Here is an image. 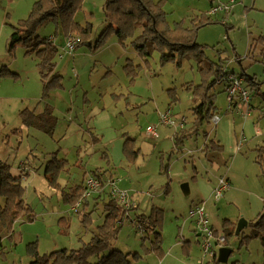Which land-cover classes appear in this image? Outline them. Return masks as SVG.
<instances>
[{
    "label": "rangeland",
    "instance_id": "374dc122",
    "mask_svg": "<svg viewBox=\"0 0 264 264\" xmlns=\"http://www.w3.org/2000/svg\"><path fill=\"white\" fill-rule=\"evenodd\" d=\"M34 1L0 0V70L3 69L0 75V160L9 164L11 171L16 175L28 173L22 181L23 195L34 215L32 221L22 218L15 222L9 232L2 229L0 264L27 263L31 260L27 248L33 245L36 246L39 254L49 253L59 248H77L80 239L87 241L91 230L102 222V205L96 206L95 210L90 208L89 210H92L91 223L88 225L90 232H87L80 222L81 211L78 214L70 212V206L61 199L60 190L49 185L45 177V163L53 154L59 159L67 160L65 169L58 174L59 184L65 182L70 185L77 184L84 172L89 173L96 168H107L108 161L112 162V156L106 149L108 147L111 151L109 142H104L103 146L101 140L91 143L92 123L88 119V113L92 105L101 101L100 103L114 107L115 102L110 98L115 99V97H121L119 93H125L123 97H127V101L131 102L132 106L139 109L144 106L139 114L144 133L148 125H156L159 136L164 131L165 134L169 133L170 137L172 129L161 126L156 112H165L170 107L171 115L184 116L186 118L184 125H187V128L192 126L194 120L192 106L195 98L193 90L202 80L192 55L183 56L180 60L176 57L177 63L176 61L161 63L160 54L154 50L148 57L147 64H144L142 60L138 64L139 56L131 46L123 50L118 59H113L112 65L103 66L99 60L91 71L78 75L77 70L73 69L72 56L63 54L60 43L65 36L58 31L55 33L56 30H60L59 24L63 19L57 16L48 19L37 29L38 35L42 38L49 35L55 36L58 53L54 61L62 75V86L44 96L34 53H26L27 48L23 44H17L10 52L7 49L10 25H17L21 19L27 18ZM105 1L82 0L80 8L71 15L73 21L80 26L89 23L93 44L106 25ZM210 1H212V7H215L227 4L230 0H166L164 5L166 21L170 26L181 23L184 27H189L191 19L204 13L208 14L212 8L209 6ZM233 1L228 11L221 9L216 14H210V23L197 29L195 41L202 45L203 54L209 61L217 62L221 58L225 61L224 67L228 72L243 77L244 75L254 77L258 84L248 85L251 89L250 100L252 105H261L264 113V7L259 4V0ZM261 1L264 3V0ZM140 30L141 28H137L136 33L139 34ZM112 38L116 39L112 34L106 38L105 43L107 44ZM84 46L80 45L76 52L84 50ZM101 47L103 46H99L98 49ZM110 54L113 52H108L107 57H110ZM133 55L136 58L132 57ZM128 61L138 66L135 84L129 82V77L124 71ZM211 92L216 94L217 110L215 112L219 114L218 116L221 118L227 115L226 118L232 119L228 113L223 114L224 110L226 111L227 102L220 85H213ZM102 93L104 95H101ZM32 110L38 115L32 120L41 123L55 122L50 133L34 127L29 121H24ZM255 113L258 115L260 111L257 110ZM146 122L149 124L145 126ZM224 122L225 119L218 125V131ZM198 130L199 135L193 140L194 148L202 147L208 139V136H202L203 132L206 131L210 135L211 132L213 133L214 126L210 121L205 120ZM141 133L138 145L143 149L137 161V163L140 161L141 165L135 168L134 172L135 183L139 181L143 187L153 186L151 192L153 196L148 198L138 193L143 199V205H140L139 211L149 213L151 198L155 206L163 209L160 223L163 255L159 257L154 253L148 255L144 253L141 235L131 222V218L134 219L133 212L129 218H124L113 246L124 253L129 252L130 255L137 252L141 257L136 264H216L208 255L203 256L201 243L197 241L198 237L193 230L195 219L188 216L189 207L198 199L200 200V197L196 195L197 187L191 185L187 194L181 187V182L186 178V172L182 174L183 170L191 169V163L199 165L198 162L202 160L204 164L201 175L206 176L207 169L211 165L204 151H195L193 155L186 154L183 157L185 152L171 150L170 142H167V147L157 149L158 145L152 141L153 138ZM239 133L238 131L237 134ZM163 136L162 134L161 138ZM91 147L93 150H90ZM104 152H109L107 159L102 157ZM221 157L222 160L228 159L226 165L224 161L213 159L220 171L229 166L230 173L236 172L237 161H239V169L247 172V167L243 166L240 159H232V155L228 153ZM114 158H116L115 154ZM250 162L253 165L248 168L247 175L250 176V180H245V185L240 182L239 185L242 188L235 191L232 196L237 207L228 203L229 201L223 197L219 200L212 197L204 204L209 224L211 223L218 233H224L228 223L236 224L241 218L249 222L254 218L249 212L251 208L256 210L254 197L261 192L264 177L259 174V177L257 176L256 163L254 164L251 159ZM172 164L173 170L167 172ZM116 165H124V161ZM118 166L114 167L115 174L124 179L123 183L129 186L134 180L125 175V166ZM140 172L143 174L138 176ZM231 178L234 183L235 177L232 174ZM118 185L121 187L122 184L119 182ZM123 187L121 188L125 189ZM245 188L253 189L251 203L248 202L247 195L241 192ZM127 191L129 196L133 194L132 191ZM233 199L231 198V201ZM262 206L257 207V210H261ZM63 218L68 225L66 234L63 233L64 229L60 222ZM226 220L229 222L226 223ZM250 229L251 226L247 225L241 233L235 234L234 231L228 237L230 239L227 246L232 249V252L226 263L219 264H264V247L261 240L255 237L242 240L244 235L250 233ZM144 245H148V241H145ZM206 260L210 262L207 263Z\"/></svg>",
    "mask_w": 264,
    "mask_h": 264
},
{
    "label": "trees",
    "instance_id": "16d2710c",
    "mask_svg": "<svg viewBox=\"0 0 264 264\" xmlns=\"http://www.w3.org/2000/svg\"><path fill=\"white\" fill-rule=\"evenodd\" d=\"M81 3L82 0H35L27 18L21 19L17 25H10L11 32L7 40V49L10 52L17 44H23L27 48L26 53H34L37 59L36 65L39 68L43 95L47 96L50 91L62 86V75L57 70L54 61L58 53L57 43L48 36L40 37L37 29L48 19L60 16L63 18L61 24H59L60 30H56L55 33L57 31L61 32L65 37L70 33L78 35L80 42L77 47L87 45L89 48L97 49L105 44L108 36L113 34L123 47H127L125 42L129 40L128 46H131L136 51L144 64L148 63V57L154 50L160 54L161 63L171 61H176L177 63V60H180L183 56L192 55L195 58L202 80L193 90L195 95L192 106L193 125L189 129H183L176 133L175 144L179 145L187 136L194 133L197 134L199 126L205 120L210 121L217 110L215 105L216 94L211 92V88L217 84L216 80L219 75L226 73L225 61L221 58L217 62L209 61L203 54L202 45L195 41L197 29L210 23V14L204 13L195 17V19H191V26L189 27H184L181 23H175L170 26L166 21V11L164 10L166 0H106L104 4L106 25L92 45L89 23L85 26H80L73 21L71 16L72 12L80 8ZM210 6L212 7V2ZM137 28H141L139 34L136 33ZM54 39H56L55 36ZM137 67L131 61H128L124 67L130 83H134L137 76ZM2 71L3 69L0 70V75ZM244 79L248 85L258 84L253 76L244 75ZM174 98L176 99L175 95ZM29 113V117L24 119L25 122L29 121L34 127L48 133L53 130L54 121L50 123L37 122L32 119L38 115L33 110ZM207 146L210 150L215 148V146L216 148L220 147L213 141H209ZM255 150L257 152V163L262 166L264 171V142L257 146ZM123 153L125 159L129 162L136 158L138 152L134 150L131 140L125 141ZM103 154L102 157L107 159V156ZM66 165V159H59L53 154L51 159H48L45 163L47 182L60 190L62 201L70 206L69 208L73 213L78 214L81 211L80 222L87 232H90L88 225L91 223L92 210L88 212L82 211L84 206L88 205L90 199L97 198L98 196L96 195H100L103 192L106 199L103 200L102 222L91 230L87 241L80 239V244L77 248H59L49 253L39 254L35 245L29 246L27 249L30 252L31 260L25 264H136L141 257L137 252L130 255L129 252L124 253L113 246V242L117 239L120 228L123 225L124 218H129L128 213L133 210L132 205L125 207L120 204L115 197L111 196L110 187L106 184L100 191L85 196L84 181L87 175L84 176V174V178L79 183L61 186L57 182V177L65 169ZM27 175L28 173L24 175L14 174L10 165L0 160V232L2 229L7 232L11 231L13 224L22 218L27 221L34 219L32 209L26 203L23 195L24 186L22 181L23 177ZM91 175L100 179H105L106 177L116 179L106 168L91 170ZM77 204L78 206H76ZM96 204H94V208H96ZM162 214L163 209L158 206H152L148 214L134 213L135 223L132 224L137 226L139 223L143 227L140 237L144 253L147 255L152 253L159 257L163 255L160 230ZM132 220L133 218H131V222ZM60 222L64 229L63 233L66 234L67 221L63 218ZM227 222L229 221L226 220ZM247 225L251 226V231L249 234L244 235L242 240L254 237L259 238L264 247V199L262 210ZM230 226V228H225L224 233L226 234L221 233L225 237V246L229 245L230 238L228 237L235 231L236 224L230 223ZM214 232L218 234L216 230ZM145 241H148L146 246L144 245ZM212 261L216 264L220 263L217 260V253L212 257Z\"/></svg>",
    "mask_w": 264,
    "mask_h": 264
},
{
    "label": "crops",
    "instance_id": "0c3cea01",
    "mask_svg": "<svg viewBox=\"0 0 264 264\" xmlns=\"http://www.w3.org/2000/svg\"><path fill=\"white\" fill-rule=\"evenodd\" d=\"M211 2L212 1L209 2V6H210ZM259 2H260L259 4L262 7H264L263 1L259 0ZM233 3H234V1H233ZM254 5H255V2H254ZM51 36L52 35H49L48 37H51ZM64 41H65V38L63 37L61 40V43H60L62 45V47H63ZM128 41L125 42L127 44V47H129ZM54 42H55V39H54ZM91 44L93 45L92 40H91ZM57 45H58V43H57ZM102 46L103 47H101L100 49H98V48L94 49L95 51L91 50V49H93V47L89 48L87 45H85L84 50H82L80 52H76V50H75L76 54L74 53L72 55V65H73V69L77 70L78 75H82V74H85V73L91 71L92 68L99 62V60L102 62L103 66L112 65L113 59H118L117 57H119L122 54L123 50L124 51L127 50V47L121 46L120 43L116 39H113V38L110 39L107 42V44L105 43ZM76 49L78 51L79 47H77ZM111 51L113 52V54H110V57H107L108 52H111ZM63 54H65V52ZM132 57H134V55ZM134 58H136V57H134ZM134 58H133V61H134ZM122 59H124V58H122ZM126 60H127V58H126ZM141 60L142 59L138 58V64H140ZM123 64H124V62H123ZM136 79L134 80L133 84H135L137 82ZM127 80H128V78H127ZM245 83H246V81H245ZM246 85L248 86L247 83H246ZM248 88H249V86H248ZM220 89L222 92H224L223 91L224 90L223 85H220ZM119 94L121 95V97H115V99L110 98L113 102H115L114 107H109L105 103H100L101 101L97 102V104H95V105H92V107L90 108L89 113H88V115H89L88 119L92 123V125L90 127L91 128V131H90L91 143H96L97 141L101 140L102 144L101 143L100 144L103 146L104 142H109L111 151L116 156V158H114V154L110 151V149L108 147H106V149H108V151L110 152L112 159H113L112 162H110V163L108 162V166H107L106 170L108 172H111V175L116 177L117 185L119 184V182L122 184L121 187H123V185H124L123 188H125L126 190L119 187V185H118V187L126 192L128 200L133 207V210H131L128 213V215H130L132 212L136 213V214H145L144 212L139 211L140 205L141 204L143 205V199L139 196L138 193L144 194V196H146L148 198L153 196L151 193L153 186L143 187L139 181H137L135 183L134 172H135V168H138L141 165V162L139 161L137 163V161H138V158H139V156L142 152V149H143V147L138 145L139 140H140V137H139L140 132H142L141 134L144 136H147L151 139L153 138L152 141H154L158 145L157 149H163V147H167V142H170L171 143V146H170L171 150L176 151V152H181V153L185 152L183 154V157L186 154L191 156V155H193V153L195 151L196 152H198L200 150L204 151V153L207 157V160L210 162V165H211L207 169L206 176L203 177L201 175V172L203 170V164H204L202 162V160H200V163L198 162L199 165H195L194 163H191V169H189L187 171H185V169H184L183 173H182V174H184L186 172V178L183 179V181L181 182L182 184L187 183L188 188L191 185H194L197 187L198 193L196 195H197V197H200V200L198 199L197 202H201L203 204H205L206 201L209 202L210 198L213 197L212 191H213V188L215 187V185H217L219 177L224 176L225 179H227V181L229 182L230 187L228 190H226L224 192L222 197L226 201H229L228 203H231V204L235 205V207H237L235 204V199H233L232 196H234L235 191H239L240 190L239 188H242L239 185L240 182H243V184H244L245 180L246 181L250 180V176L247 175L248 174V168H249V166L252 165V163L250 162V159L254 162V164L256 163L255 165L257 166V168H256L257 176L259 174V175H262L264 177V171L262 169V166L257 163L258 162L257 152L255 150L257 146L263 144V142H264V113H263V109L261 108V105H257V106L252 105V101L250 100L248 103H242V102L236 103L235 107L232 108L231 110H228L227 106H226V111L224 110L223 114L228 113L229 115L232 116V119L226 118L227 115H224V117H221V118L219 116V120L216 123H214L212 120H210V122L214 126L213 133L211 132V134L209 135V133L204 131L202 136L203 137L208 136L207 141H205L202 144L201 148H199V147L194 148L193 147V140H195L197 138V136L199 135L198 134L199 130H198L197 134L194 133V134L187 136L185 139H183V141L179 145L175 144L176 133L183 130V128H184V130L189 129L191 126L188 128H187V125H183V127H180L179 125L178 126H167L168 128L170 127V129H172V133L170 132L171 133L170 137H169V133L165 134L164 131L160 134V136L158 135L157 137H151L147 133H144L143 124H141V122L139 121V114H140L141 110H143L144 106H142L140 109L137 108L136 106H132L131 102L127 101V97H123V95L125 93L121 92ZM119 94H117V95H119ZM126 94H127V92H126ZM101 95H104V93H102ZM100 99H102V97H100ZM168 109H170V107ZM256 109L260 111V114L256 115V113H255V111H257ZM160 113H162V112H159V111L156 112V114H158V116H160ZM216 113L217 112H215V114ZM217 115H219V114L217 113ZM152 116H153V114H152ZM173 117L175 119H179L180 116H176V117L173 116ZM193 118H194V116H193ZM224 119H225V122L222 124L220 131H218V129H217L218 125ZM133 120H134V122H133ZM159 121H160V117H159ZM147 123L149 124V122H146L145 126L147 125ZM160 124H161V126L166 127V125H163L162 123H160ZM238 131L240 132L239 134H237ZM162 134L164 136L165 135L166 136L165 137L163 136L161 138ZM126 140H131L134 150H136L138 152L136 155V158L131 162H129L125 159V156L123 153V146H124V143ZM209 141L215 142V144L220 145V147L216 148V146H215V148H211L212 150L208 149V146L206 147V145H207V142H209ZM184 144L186 145V147ZM91 148H90V150H93V148L92 149ZM155 148L156 147H154V149ZM108 153L104 152L103 155L108 157L109 156ZM227 153L232 155V159L233 158L240 159L243 166L247 167V172L245 173L246 170L241 171V169H239V167H238L239 161H237V171L236 172L230 173L228 171L229 166L225 170L220 171L217 168L218 164L216 162L214 164L213 159H216L219 161H224V163L226 165L228 162V159L222 160L221 156L223 154H227ZM208 156H210V158H208ZM109 159H110V157H109ZM123 161H124V165H121V166H125V168H126L125 175L128 178H131L134 180V182L132 184H130L129 186H127L123 183L124 179H122L121 177H119L115 174L114 167H117L118 165H116V164L121 163ZM146 165H144V166L146 167ZM121 166H118V167H121ZM102 169H105V168H102ZM172 170H173V164L171 165V168H169V170L167 172H171ZM13 173H15V172H13ZM89 173L91 174V172H89ZM89 173L84 172L83 174L85 176V175H88ZM142 174L143 173L140 172V173H138V176H141ZM231 174L235 177L234 183H233V180L231 178ZM84 176L82 177V179L84 178ZM238 178H239V180H238ZM262 182H263V185L261 186V192H259V194H255V197H254V200L256 199L255 200L256 210H255V208L253 210L251 208L250 212H249L250 215H252V218L253 217L255 218L256 215L262 210V208L259 211L257 210L258 209L257 207H259V206L261 207L263 205L264 179L262 180ZM60 185L64 186V185H70V184H66V182H65L64 184H60ZM71 185H73V184H71ZM127 190L132 191L133 194H131V196H129V193ZM184 192H185V194H187L189 192V189L187 191H184ZM241 192L245 193L247 195L248 202L251 203V200L253 198L252 195H254L253 189L245 188ZM96 196H98V197L95 199L89 200L88 205L84 206V209L82 212H86L90 208L96 209V208H94L95 203H97L96 206L101 204L103 207V200L106 199L104 193L102 192V194L96 195ZM231 198L233 199L232 201H231ZM197 202H195V203H197ZM150 203H151L150 208L152 206H155L154 205L155 203L152 202V198H151ZM191 206L189 207V210H190ZM158 207H160V206H158ZM189 210H188V213H189ZM70 212H72V211L70 210ZM132 216H134V214ZM247 223H248V221H247ZM210 225L214 230H216L218 232V230L211 223H210ZM229 226H230V223H228L227 228L231 227V226L230 227ZM193 230L194 231L196 230L195 225H194ZM195 235H196V237H198L197 241L199 242L200 236H199L198 232L195 231Z\"/></svg>",
    "mask_w": 264,
    "mask_h": 264
},
{
    "label": "built area",
    "instance_id": "2783aa9c",
    "mask_svg": "<svg viewBox=\"0 0 264 264\" xmlns=\"http://www.w3.org/2000/svg\"><path fill=\"white\" fill-rule=\"evenodd\" d=\"M233 0H230L227 4L220 6L212 7L209 11V14H215L218 10L224 9L228 11ZM51 40H54V37H49ZM80 38L78 35L69 34L65 37V41L62 47V50L66 54L71 56L75 53ZM222 73L216 80V83L223 85L224 93L227 101V109L231 110L235 107L236 103H248L251 98L250 89L245 83V79L242 75H235L232 72ZM160 123L166 126H180L183 127L186 122L184 116H180L179 119H175L169 109L165 112L160 113ZM211 120L216 123L219 120V116L214 114ZM146 133L151 137H157V129L155 125H148L146 127ZM117 179L111 177H106L105 179H100L94 175H87L84 181L85 191L84 195H90L93 192L100 191V189L106 184L110 187L111 196L115 197L116 200L125 207H130L131 203L128 200L127 194L124 190L120 189L116 183ZM230 187L229 182L225 179L224 176H220L217 182V185L213 188L212 194L215 200H219L224 192ZM78 206V204L76 205ZM189 216L195 219V231L198 232L200 236L201 248L203 250V256L207 255L212 258L216 254L217 248L225 245V237L223 234H215L214 229L209 224L208 218L205 213L204 204L201 202L194 203L190 210ZM132 223H135V219L132 220ZM135 226V225H134ZM136 231L141 234L143 227L138 223ZM209 260H206L208 262ZM202 263V261H201Z\"/></svg>",
    "mask_w": 264,
    "mask_h": 264
},
{
    "label": "water",
    "instance_id": "95a60500",
    "mask_svg": "<svg viewBox=\"0 0 264 264\" xmlns=\"http://www.w3.org/2000/svg\"><path fill=\"white\" fill-rule=\"evenodd\" d=\"M181 187H182L183 192L188 190L187 183L182 184ZM246 226H247V221L243 218L239 219L236 223L235 234H239L241 230ZM231 252H232V249L229 248L228 246L224 245V246L219 247L218 252H217L218 262L226 263Z\"/></svg>",
    "mask_w": 264,
    "mask_h": 264
}]
</instances>
